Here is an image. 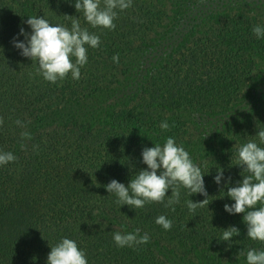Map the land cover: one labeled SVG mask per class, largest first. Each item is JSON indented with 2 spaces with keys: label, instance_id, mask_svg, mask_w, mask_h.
Listing matches in <instances>:
<instances>
[{
  "label": "trees",
  "instance_id": "16d2710c",
  "mask_svg": "<svg viewBox=\"0 0 264 264\" xmlns=\"http://www.w3.org/2000/svg\"><path fill=\"white\" fill-rule=\"evenodd\" d=\"M117 11L109 30L92 28L75 0H0V151L17 157L0 165V264H47L63 238L88 264H247V251H264V242L247 236L244 213L224 205L235 203L228 188L251 175L236 165L237 149L250 140L264 147L256 136L264 129V38L252 32L264 26V0H133ZM67 15L101 43L86 46L79 80L69 73L51 83L14 42H26L21 28L31 34L29 16L71 28ZM168 137L204 173L208 206L190 212L186 201L205 196L183 187L175 211L120 206L105 185L127 187L147 168L143 149ZM160 215L170 230L155 222ZM229 226L239 235L220 240ZM137 228L147 244H115V232Z\"/></svg>",
  "mask_w": 264,
  "mask_h": 264
},
{
  "label": "clouds",
  "instance_id": "9594fccd",
  "mask_svg": "<svg viewBox=\"0 0 264 264\" xmlns=\"http://www.w3.org/2000/svg\"><path fill=\"white\" fill-rule=\"evenodd\" d=\"M133 0H75V9L83 12L85 21L92 28H106L114 30V21L118 18V11H124L132 6ZM71 20V28L64 25H53L43 16H29L26 21L32 31L29 35L21 28L20 34L25 35V41H15V47L21 50V55L38 62L37 74L44 80L56 83L64 80L69 73L72 79L81 78V68L88 63V48H98L101 43L100 36L89 32L81 26L77 18L67 15ZM252 32L256 37L264 38V26L255 25ZM113 62L119 63V55L112 57ZM18 127L26 128L25 122L16 120ZM30 123V122H29ZM4 125L0 117V127ZM169 124L162 121L160 128L168 130ZM22 140H31L28 131L21 132ZM259 143L264 144V129L256 135ZM21 147H26L23 143ZM236 165L244 166L251 175L243 176L238 186L229 187L227 196L235 201L234 204H225L224 209L230 214L244 213L243 221L247 225V236L254 240L264 242V147L259 146L255 140H250L237 149ZM143 163L146 169H141L131 178L126 187L123 183L112 179L105 185L109 193L118 198L116 203L138 209L149 203H163L166 208L175 211V205L180 203L181 187L189 190V195L200 193L205 196L202 201H186L190 212L195 213L197 208L208 206L209 196L203 179L204 173L195 164L185 148L177 144L174 137H168L163 145L145 147L142 151ZM17 157L12 152L0 151V165L14 162ZM159 171V174H158ZM223 177V169H217L214 181L219 185ZM230 180V178H229ZM171 189V196L168 190ZM166 197L167 200H166ZM259 205V207H257ZM165 230L172 228V221L160 215L155 221ZM240 229L229 226L224 229L223 241H231L234 235H239ZM113 240L118 247H133L147 244L150 240L148 233L140 235L137 228L133 233L122 234L117 231ZM247 264H264V251L250 249L246 253ZM47 264H88L85 251L81 250L73 239L63 238L47 256Z\"/></svg>",
  "mask_w": 264,
  "mask_h": 264
},
{
  "label": "rangeland",
  "instance_id": "374dc122",
  "mask_svg": "<svg viewBox=\"0 0 264 264\" xmlns=\"http://www.w3.org/2000/svg\"><path fill=\"white\" fill-rule=\"evenodd\" d=\"M175 260H176V259H175ZM176 261H177L178 264H183V263H182L181 261H179V260H176Z\"/></svg>",
  "mask_w": 264,
  "mask_h": 264
}]
</instances>
